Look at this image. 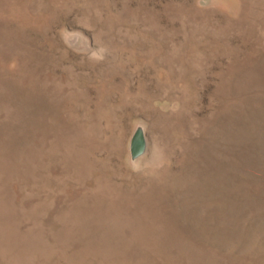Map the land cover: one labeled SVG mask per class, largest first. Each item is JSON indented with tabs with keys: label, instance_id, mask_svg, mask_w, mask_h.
Here are the masks:
<instances>
[{
	"label": "rangeland",
	"instance_id": "obj_1",
	"mask_svg": "<svg viewBox=\"0 0 264 264\" xmlns=\"http://www.w3.org/2000/svg\"><path fill=\"white\" fill-rule=\"evenodd\" d=\"M0 264H264V0H0Z\"/></svg>",
	"mask_w": 264,
	"mask_h": 264
},
{
	"label": "water",
	"instance_id": "obj_2",
	"mask_svg": "<svg viewBox=\"0 0 264 264\" xmlns=\"http://www.w3.org/2000/svg\"><path fill=\"white\" fill-rule=\"evenodd\" d=\"M148 139L144 127L138 126L134 131L130 142L131 161L136 162L148 151Z\"/></svg>",
	"mask_w": 264,
	"mask_h": 264
}]
</instances>
